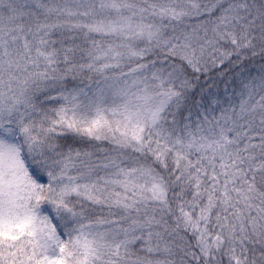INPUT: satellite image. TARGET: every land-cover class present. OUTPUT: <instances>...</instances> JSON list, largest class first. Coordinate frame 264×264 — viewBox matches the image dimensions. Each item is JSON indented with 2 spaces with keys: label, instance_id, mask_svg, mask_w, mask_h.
Instances as JSON below:
<instances>
[{
  "label": "snow or ice",
  "instance_id": "snow-or-ice-1",
  "mask_svg": "<svg viewBox=\"0 0 264 264\" xmlns=\"http://www.w3.org/2000/svg\"><path fill=\"white\" fill-rule=\"evenodd\" d=\"M0 264H264V0H0Z\"/></svg>",
  "mask_w": 264,
  "mask_h": 264
}]
</instances>
